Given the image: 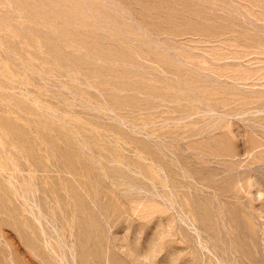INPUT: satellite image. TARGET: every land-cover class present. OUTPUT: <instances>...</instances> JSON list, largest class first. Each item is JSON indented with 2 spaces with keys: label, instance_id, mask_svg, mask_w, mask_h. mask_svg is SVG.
I'll list each match as a JSON object with an SVG mask.
<instances>
[{
  "label": "rangeland",
  "instance_id": "1",
  "mask_svg": "<svg viewBox=\"0 0 264 264\" xmlns=\"http://www.w3.org/2000/svg\"><path fill=\"white\" fill-rule=\"evenodd\" d=\"M0 264H264V0H0Z\"/></svg>",
  "mask_w": 264,
  "mask_h": 264
}]
</instances>
